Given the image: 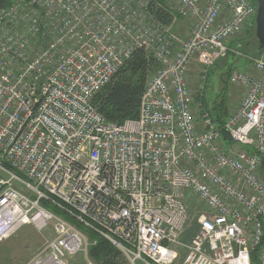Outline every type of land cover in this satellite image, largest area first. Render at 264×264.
I'll list each match as a JSON object with an SVG mask.
<instances>
[{"label": "built area", "instance_id": "2783aa9c", "mask_svg": "<svg viewBox=\"0 0 264 264\" xmlns=\"http://www.w3.org/2000/svg\"><path fill=\"white\" fill-rule=\"evenodd\" d=\"M257 7L11 0L0 9V169L10 175L0 179V242L24 224L53 221L55 237L26 264H68L78 253L82 264H97L90 233L128 264H176L180 256L181 264H264V52L248 56L261 76H231L246 88L224 125L232 145L188 78L199 64L204 89L209 67L255 23ZM183 18L187 36L175 32ZM138 49L159 67L139 117L110 123L95 98ZM192 203L200 204L199 227L185 241Z\"/></svg>", "mask_w": 264, "mask_h": 264}, {"label": "trees", "instance_id": "16d2710c", "mask_svg": "<svg viewBox=\"0 0 264 264\" xmlns=\"http://www.w3.org/2000/svg\"><path fill=\"white\" fill-rule=\"evenodd\" d=\"M11 0H0V9L10 5ZM157 16L162 18V12L159 11ZM170 21V17H167ZM250 35L256 33V21L247 31ZM254 32V33H253ZM256 36V34H255ZM230 42V51L235 46L240 45V41ZM228 52L229 55L231 52ZM264 49L257 47V55L261 56ZM236 55L233 53L230 58L220 57L209 67L204 89L197 94V100L201 101L206 111L209 112L213 122L221 129L224 140L227 144H233L229 133L225 130L224 125L229 116V87L230 79L238 64L235 63ZM159 67V63L143 49H138L133 53L131 59L116 73L113 80L99 92L95 98V104L105 119L110 123L122 124L126 120L136 119L140 115L141 99L147 85L148 79L153 72ZM221 72L224 78V85L220 91L213 90V84L216 80L217 72ZM53 212L69 218L58 208L44 202ZM70 220H73L69 218ZM92 239L98 242L90 248V256L97 264H128L122 252L106 238L90 233ZM253 259L257 261L256 252Z\"/></svg>", "mask_w": 264, "mask_h": 264}, {"label": "rangeland", "instance_id": "374dc122", "mask_svg": "<svg viewBox=\"0 0 264 264\" xmlns=\"http://www.w3.org/2000/svg\"><path fill=\"white\" fill-rule=\"evenodd\" d=\"M175 32L187 36L188 32L191 28V21L188 19H181L175 24ZM248 30H243L241 33H238L234 36V42L240 41L239 46H235L232 48V51L229 55H225L223 58H230L234 53L235 63L238 64V69L241 68L246 71L252 77L261 76L252 65V62L248 59L257 55V47L258 40L255 36L256 33L250 35ZM231 42V41H230ZM230 44V43H229ZM154 74V72L152 73ZM222 77L221 72H217L216 80L213 84V90L218 92L223 87L224 78ZM189 82L191 89L193 91L194 96L197 98L198 90L200 89V78H201V70L200 65L194 63L191 66L189 71ZM230 87H229V111L230 113L235 111L240 105L244 95L246 94V88L243 86H239L237 84L232 83L230 79ZM196 102H199L196 100ZM229 113V114H230ZM195 115L198 121H201V112L200 110L195 111ZM10 177L9 174L2 171L0 169V179L7 180ZM13 186L19 189L21 186L13 181ZM1 191V188H0ZM202 205H204L202 203ZM190 207V219L187 224L186 235L184 237L185 241H190L194 234L197 232L199 224H198V216H199V203H192L189 205ZM56 235L54 231V222L51 221L47 227L43 229H39L33 223L24 224L16 234L11 236L10 238L0 242V264H26L28 263L35 254L44 246L47 240L54 238ZM181 251H184L183 247H180ZM182 256H180L179 260L176 264L182 263ZM83 263V254L78 253L77 255L69 258L68 264H82Z\"/></svg>", "mask_w": 264, "mask_h": 264}, {"label": "water", "instance_id": "95a60500", "mask_svg": "<svg viewBox=\"0 0 264 264\" xmlns=\"http://www.w3.org/2000/svg\"><path fill=\"white\" fill-rule=\"evenodd\" d=\"M257 3L256 38L260 49H264V0H255Z\"/></svg>", "mask_w": 264, "mask_h": 264}, {"label": "crops", "instance_id": "0c3cea01", "mask_svg": "<svg viewBox=\"0 0 264 264\" xmlns=\"http://www.w3.org/2000/svg\"><path fill=\"white\" fill-rule=\"evenodd\" d=\"M240 69H242L241 66H240ZM195 98H196V97H195ZM231 145H232V144H231ZM237 148H238V149H241L242 146L237 145Z\"/></svg>", "mask_w": 264, "mask_h": 264}]
</instances>
